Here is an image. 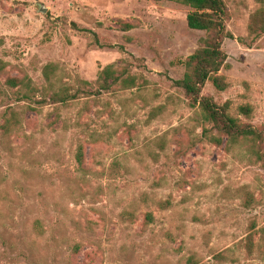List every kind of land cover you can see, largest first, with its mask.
Masks as SVG:
<instances>
[{"label":"rangeland","instance_id":"1","mask_svg":"<svg viewBox=\"0 0 264 264\" xmlns=\"http://www.w3.org/2000/svg\"><path fill=\"white\" fill-rule=\"evenodd\" d=\"M225 2L233 37L220 74L229 87L207 82L202 94L234 114L249 104L251 117H241L264 133V35L250 45L248 32L258 3ZM189 11L170 0H0V117L15 103L6 78L28 75L41 87L51 61L74 85L95 83L110 64L133 79L68 106L38 95L19 132L0 133V264H264V169L201 137L174 84L206 35L188 27Z\"/></svg>","mask_w":264,"mask_h":264},{"label":"trees","instance_id":"2","mask_svg":"<svg viewBox=\"0 0 264 264\" xmlns=\"http://www.w3.org/2000/svg\"><path fill=\"white\" fill-rule=\"evenodd\" d=\"M162 1V0H154ZM190 7L187 14V24L191 29L203 30L206 35L200 39L197 49L187 56L181 63L185 67L181 79L174 80V84L183 89L189 99L191 108L196 110V119L202 127L201 137L208 139L216 145L225 143L227 149L236 147L249 153L255 161L261 164L264 169V133L251 122L245 121L241 114L247 118L252 115V107L249 104H242L238 107V114L230 111L228 103L219 104L213 97L204 96L202 90L207 82H211L218 91L226 90L229 87L227 78L220 74L221 69L228 67L227 54L223 50L224 40L233 37L226 26L228 15L225 0H170ZM258 7L250 15L248 32L252 37L250 43H255L264 35V0H255ZM121 29L130 30L133 27L131 22L118 20ZM5 43L4 37L0 35V47ZM4 62L0 59V69L4 68ZM45 84L37 86L28 75L23 77L9 76L5 80L6 90L15 89L12 94L15 96V103L9 104L0 117V133L4 136L19 132L24 122V109L37 111L39 108L33 105V101L39 95L41 98L36 101L42 105L55 104L68 106L76 100L93 95H101L108 92L112 87L122 82L124 85L133 83V79L122 78L112 64L100 70L95 83L77 78L76 84L65 80L63 69L58 62H48L43 67ZM96 85V87H95ZM95 87V88H94ZM87 100V99H86ZM24 102V104H18ZM20 105V106H19ZM20 107V109H17ZM88 107L85 101L82 109ZM102 136L98 132H91L90 137L97 140ZM84 145L79 144L75 158L80 166L84 165ZM119 163L112 166L117 167ZM253 199L248 194L246 205H250ZM171 205L170 200H162L160 206L165 209ZM122 219L133 222L135 213L124 210ZM154 220L152 212H146L144 224L149 225ZM36 228H40L39 223ZM251 240V236L249 238ZM78 246L75 252L78 251Z\"/></svg>","mask_w":264,"mask_h":264}]
</instances>
